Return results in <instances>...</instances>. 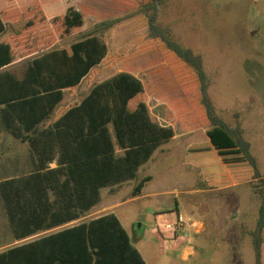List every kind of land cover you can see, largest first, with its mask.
Returning <instances> with one entry per match:
<instances>
[{
	"label": "trees",
	"instance_id": "16d2710c",
	"mask_svg": "<svg viewBox=\"0 0 264 264\" xmlns=\"http://www.w3.org/2000/svg\"><path fill=\"white\" fill-rule=\"evenodd\" d=\"M150 1V0H149ZM160 0L124 26L149 31L132 50L112 54L109 38L115 18L139 0H0V70L29 55L15 43L34 29L29 46L35 57L0 72V104L5 128L28 143L34 170L0 182V196L15 240L63 229L0 252V264H148L115 213L85 218L101 200V190L135 178L139 168L176 134L152 116L147 80L168 74L178 94L167 99L183 133L205 128L207 140L188 147L185 163L199 168V186L215 189L258 180L261 174L240 125L216 115L208 97L201 56L184 48L158 24ZM154 9V12L150 11ZM87 17L107 31L69 47L56 42L80 32ZM24 23L20 36L1 37L7 26ZM63 29V34L60 29ZM141 59L149 63L136 74ZM130 63L132 69L124 70ZM160 70H163L162 72ZM112 74L97 82L98 75ZM91 85L80 102L62 106L81 83ZM55 164L54 167L51 165ZM142 180L134 195L142 192ZM259 227L264 225V190ZM257 260L260 246L255 245Z\"/></svg>",
	"mask_w": 264,
	"mask_h": 264
},
{
	"label": "rangeland",
	"instance_id": "374dc122",
	"mask_svg": "<svg viewBox=\"0 0 264 264\" xmlns=\"http://www.w3.org/2000/svg\"><path fill=\"white\" fill-rule=\"evenodd\" d=\"M151 1V0H150ZM149 0H139L133 10L118 15L111 24L109 46L112 54L122 49L132 50L136 37L149 41V31L133 33L124 24L145 13ZM158 24L170 31L174 41L202 57L208 77V97L215 113L229 126H241L245 139L261 174L258 180L209 189L199 186L197 167L187 165L188 146L207 140L205 128L183 132L177 118L173 117L167 99L178 94L172 78L160 74L156 81H146V98L152 116L163 125H172L178 135L176 140L161 146L138 170L135 178L101 190L102 200L97 206L102 212L81 220L114 213L119 217L132 240L148 264H264V225L259 227L264 190V0H160ZM154 12V9L150 13ZM25 24L11 26L8 35L17 36ZM94 18L85 19L80 32L61 38L54 49L69 47L90 36H104ZM50 36L46 29H34L31 35L23 34L15 43L14 51L29 53L24 58L35 57L39 52L29 46L33 34ZM63 34V29H60ZM21 35V34H20ZM19 35V36H20ZM149 63L141 59L134 67L136 74ZM130 63L124 70L132 69ZM161 72L163 70H160ZM112 74L98 75L101 82ZM84 82L75 97L67 96L63 104L80 102L89 93ZM143 191L134 195L135 188L145 178ZM179 204L182 226H172L186 239L181 246L165 245L159 248L154 214L167 212ZM0 200V251L23 242L59 231L64 227L14 242L9 221ZM177 219V216H176ZM199 223V224H198ZM200 223L204 226L201 231ZM171 225V224H169ZM260 246L257 260L255 245ZM193 247L195 254L184 259V249Z\"/></svg>",
	"mask_w": 264,
	"mask_h": 264
},
{
	"label": "crops",
	"instance_id": "0c3cea01",
	"mask_svg": "<svg viewBox=\"0 0 264 264\" xmlns=\"http://www.w3.org/2000/svg\"><path fill=\"white\" fill-rule=\"evenodd\" d=\"M16 25L17 26H21V25H23V23L21 22V23L16 24ZM9 27H11V26H7L6 32L1 37H4V36L8 35ZM59 42H60V40L56 42L55 46L58 45ZM64 48H66V47H64ZM59 49H63V48H59ZM24 61H26V59L25 58H21V59L17 60L16 62H14L12 65L7 66L5 68H2L0 70V72L5 70V69H8V68H10V67H12L14 65H17V64H19L21 62H24ZM84 82L87 83V81L84 80L81 83L80 88L82 87ZM89 87L91 89V85H89ZM80 88H79V90H80ZM79 90L76 93V95L79 93ZM68 95L71 96V97H75V95L72 96L69 93H66L65 98H64V100L61 103L62 106H67V105H69L71 103H75V102H71V103H68V104H63V102L66 100ZM4 107H5L4 104H0V182L4 181V180H7V179H11V178L17 177V176H20V175H23V174L31 173L34 170L33 158H32V154H31V151H30L29 144L28 143H24V142H22L19 139H16L12 135V133L5 128V124L3 123V117H2V114H1V110ZM191 132H193V131H191ZM188 133H190V132L181 134V137L186 135V134H188ZM177 137H178V135L175 134V137L171 141L176 140ZM171 141H169V142H171ZM187 153H188V149H187ZM51 166L54 167L55 164H52ZM0 200H1V204H2L1 206H3V202H2L1 196H0ZM3 208H4V206H3ZM3 210L5 212V209H3ZM115 210L116 209L112 210L109 213H114ZM179 211H180L179 210V204H178V202H176V208L172 209L170 211L171 216H173L175 218L174 220L170 219V216L167 214V212L157 211L154 214L155 221H156L155 225H156V228L158 230V233H156V237L159 240L158 241L159 248L161 250H163V251H164L165 245L170 244L171 246H173V248H178L186 240V239L183 238L182 235H180L176 231H174V227L172 226V224L174 225V223L177 221L176 216L180 215ZM99 212H102V208H100L98 206H95L91 210V212L87 215V217L91 216L92 215L91 213L96 214V213H99ZM103 215H105V214H103ZM100 216H102V215H100ZM6 217H7V215H6ZM97 217H99V216H97ZM94 218H96V217H94ZM91 219H93V218H91ZM74 224H76V223H74ZM169 224H171V225H169ZM200 225H202V224L200 223ZM9 230L11 232V235H12L13 239H14V242H19V241L15 240L14 235H13L12 230H11V227H10V224H9ZM202 230H204V226L203 225L201 226V231ZM12 247H14V246H12ZM194 254H195V252H194L193 247L188 246V247H186L184 249L183 257H184L185 260H187L190 256H193Z\"/></svg>",
	"mask_w": 264,
	"mask_h": 264
},
{
	"label": "built area",
	"instance_id": "2783aa9c",
	"mask_svg": "<svg viewBox=\"0 0 264 264\" xmlns=\"http://www.w3.org/2000/svg\"><path fill=\"white\" fill-rule=\"evenodd\" d=\"M184 223V219L182 216L178 215L177 216V221L174 223V226H182Z\"/></svg>",
	"mask_w": 264,
	"mask_h": 264
}]
</instances>
